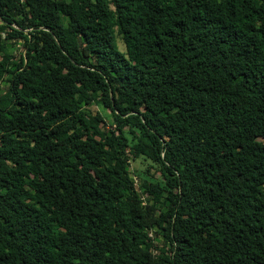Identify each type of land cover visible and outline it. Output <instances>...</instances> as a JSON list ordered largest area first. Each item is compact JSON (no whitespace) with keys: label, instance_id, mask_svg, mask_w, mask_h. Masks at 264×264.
<instances>
[{"label":"trees","instance_id":"1","mask_svg":"<svg viewBox=\"0 0 264 264\" xmlns=\"http://www.w3.org/2000/svg\"><path fill=\"white\" fill-rule=\"evenodd\" d=\"M0 264H264V0H0Z\"/></svg>","mask_w":264,"mask_h":264},{"label":"rangeland","instance_id":"2","mask_svg":"<svg viewBox=\"0 0 264 264\" xmlns=\"http://www.w3.org/2000/svg\"><path fill=\"white\" fill-rule=\"evenodd\" d=\"M116 40H117L118 46L121 48L122 43H121L119 36H116ZM10 42L12 43V54L14 57H16L18 52L21 51L20 41L15 40L14 38H11ZM2 85H3V83H2ZM105 126H108V125H105ZM138 163H139L138 161H130L128 167L132 171L134 169V167L136 166V164H138ZM133 179L135 182H138V178L136 176H134ZM156 231H153V229L148 231V235L150 236V240L147 243V245H148V247L151 248L153 253H157L159 256H161L162 258L165 259V258H167L166 246L168 243L164 237L163 229H161L159 226H157ZM161 247H164V249L161 250Z\"/></svg>","mask_w":264,"mask_h":264}]
</instances>
